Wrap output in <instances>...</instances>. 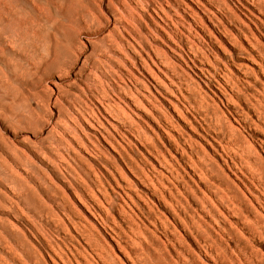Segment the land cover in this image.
<instances>
[{"label":"rangeland","instance_id":"374dc122","mask_svg":"<svg viewBox=\"0 0 264 264\" xmlns=\"http://www.w3.org/2000/svg\"><path fill=\"white\" fill-rule=\"evenodd\" d=\"M241 29L264 54V0L0 19V264H264V59Z\"/></svg>","mask_w":264,"mask_h":264},{"label":"bare ground","instance_id":"6f19581e","mask_svg":"<svg viewBox=\"0 0 264 264\" xmlns=\"http://www.w3.org/2000/svg\"><path fill=\"white\" fill-rule=\"evenodd\" d=\"M21 0H0V19H7L10 16H13L15 14V12L17 11V6L19 5V2ZM22 1H30L33 4H35L36 0H22ZM17 27L19 30H23L24 32H29L33 26V21L31 20H23V21H18L16 23ZM241 34L243 36V40L246 42L247 46L249 47V50L252 52H256L260 59H264V54L261 53L260 48H259V43L256 40V36L255 34L249 29V30H245V29H241ZM227 43L232 46V47H236L238 46L236 40H234L233 42H229L227 41ZM224 54V52H223ZM230 62L233 64L235 62V59H230ZM189 128L193 131L196 132V128H194L192 125H189ZM213 129L216 131V133H222L224 134V128L221 124H216ZM167 141L169 143H171L174 146V149L176 150H181L183 149L180 146V142L178 140V138H173L171 136H168ZM184 144L188 147V149H190L191 151H193V149H195V145L187 140H184ZM153 148L155 150V152L157 154H159L162 159L164 158V155L156 148V144H153ZM223 149H230V147L228 146H224ZM181 155L183 156L185 154V152L183 150H181ZM193 165L196 167L197 165L195 163H193ZM257 172L260 175V179L264 182V174L261 171V169H257ZM230 199L232 201H236V196L233 194H230Z\"/></svg>","mask_w":264,"mask_h":264}]
</instances>
